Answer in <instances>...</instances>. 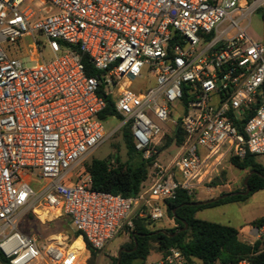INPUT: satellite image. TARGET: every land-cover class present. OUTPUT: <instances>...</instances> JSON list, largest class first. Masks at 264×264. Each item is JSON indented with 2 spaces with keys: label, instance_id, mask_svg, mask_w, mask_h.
<instances>
[{
  "label": "built area",
  "instance_id": "2783aa9c",
  "mask_svg": "<svg viewBox=\"0 0 264 264\" xmlns=\"http://www.w3.org/2000/svg\"><path fill=\"white\" fill-rule=\"evenodd\" d=\"M34 2L0 0V264H90L87 243L100 258L134 219L162 221L179 190L214 191L231 158L264 156V20L260 41L248 32L264 0H41L49 16ZM28 39L32 66L10 54ZM127 126L153 160L150 186L130 198L93 190L82 164ZM179 129L182 144L166 147ZM23 212L69 218L84 249L23 233ZM153 264L191 263L171 248Z\"/></svg>",
  "mask_w": 264,
  "mask_h": 264
},
{
  "label": "trees",
  "instance_id": "16d2710c",
  "mask_svg": "<svg viewBox=\"0 0 264 264\" xmlns=\"http://www.w3.org/2000/svg\"><path fill=\"white\" fill-rule=\"evenodd\" d=\"M88 68V57L84 58ZM108 106L101 115L103 120L114 115L111 101L107 99ZM124 144L127 148L129 159L118 167H112L111 160H90L85 164L92 180V188L98 192L121 195L126 198L136 197L142 191L145 182L149 178L150 167L153 160H143L134 148L129 126L122 131ZM184 140L182 131L179 129L174 138H168L166 147L172 142L181 145ZM135 158V159H133ZM230 163L237 169L256 171L248 180L250 192L248 195H230L242 193L240 191L224 193L228 196L214 202L200 206L193 205L200 202L184 190H179L174 200L165 204L166 216L175 223L174 228L165 230H152L153 222L144 219H134L133 227H127L130 233V242L123 249L112 264H145L151 255L153 245L165 257L169 249L178 248L186 256L191 264H239L248 261L250 264H264V236L262 239L248 244L239 239V230L230 225L216 222L199 220L196 218L198 211L217 207L230 202H238L250 195L264 191V165L259 163L257 157L249 154L240 160L231 158ZM217 177L211 185H219ZM247 186L244 184V192ZM219 195V196H221ZM218 196V197H219ZM67 225L71 224L69 218L64 217ZM254 226L258 229L264 227V217L258 220ZM186 227V228H185ZM74 239H78L79 232L73 233ZM89 263L92 264L97 258L98 252L87 243Z\"/></svg>",
  "mask_w": 264,
  "mask_h": 264
},
{
  "label": "rangeland",
  "instance_id": "374dc122",
  "mask_svg": "<svg viewBox=\"0 0 264 264\" xmlns=\"http://www.w3.org/2000/svg\"><path fill=\"white\" fill-rule=\"evenodd\" d=\"M34 6L42 12L43 16H49L57 12L56 7L52 4L43 5L41 0H35ZM264 20V9L256 12L252 16L251 26L249 28V35L256 41H260L262 36V23ZM37 39L43 43H46L44 37H37ZM33 43V40H25L24 42L12 46L10 54L12 56L19 57L28 66L35 65L30 61V55L28 53L29 45ZM43 55L46 61L53 59L54 55L52 51L46 47L43 51ZM118 121L113 118L106 120V128L109 133H112L114 129L118 127ZM179 152L178 148L172 146L168 151L164 152L160 156V162L167 164L174 156ZM111 160L112 167H118L129 159L127 148L124 144L122 133H116L110 136L101 146L95 149L89 158L82 164H85L90 160ZM135 159V158H133ZM259 163L264 165V156L257 157ZM86 168V167H85ZM249 175V170H240L235 168L230 161L226 162L224 169L220 174L219 187L215 191H211L214 198L224 193L231 192H244V181ZM150 180L145 182V187H149ZM34 186H43L44 182L36 180L33 183ZM218 186V185H217ZM217 186L211 185L216 188ZM207 192L204 188H201L194 194V198L198 199L202 195H206ZM197 219L216 222L224 225H230L240 230L239 239L244 242L243 236L251 235L252 227L254 224L264 217V191L254 193L246 199L238 202H230L217 207L206 208L200 210L197 215ZM175 223L166 216L162 221L153 223L152 230H165L174 228ZM19 229L25 234L33 235L39 242L44 243L48 240L55 239L61 234L74 238L73 233L76 228L70 224L67 225L65 218L53 219L42 223L39 221L32 212H23L21 220L19 222ZM247 239L255 242L257 239L246 237ZM130 242V233L125 228L104 250L101 257H97L92 264H112L113 260L118 257V253L123 249L124 245ZM160 253L156 249V245H153L151 255L148 257L145 264H153ZM197 264H202L197 262Z\"/></svg>",
  "mask_w": 264,
  "mask_h": 264
},
{
  "label": "water",
  "instance_id": "95a60500",
  "mask_svg": "<svg viewBox=\"0 0 264 264\" xmlns=\"http://www.w3.org/2000/svg\"><path fill=\"white\" fill-rule=\"evenodd\" d=\"M253 174H257V172H256V171H251V172L249 173V175L247 176V178H246L245 181H244V184H245L246 186L248 185V180H249V178H250L251 175H253ZM249 192H250V189H249V187L247 186L245 192H243V193H232V194H230V195H237V194L248 195ZM227 196H228L227 194H225V195H221V196H219V197H217V198H214V199H211V200L196 202V203H194L193 205H195V206H200V205H203V204H207V203H210V202L217 201V200H219V199H224V198H226ZM185 228H186V227H185ZM122 251H125V249H121V250L119 251V253H118V256H119V257H120V254H121Z\"/></svg>",
  "mask_w": 264,
  "mask_h": 264
},
{
  "label": "bare ground",
  "instance_id": "6f19581e",
  "mask_svg": "<svg viewBox=\"0 0 264 264\" xmlns=\"http://www.w3.org/2000/svg\"><path fill=\"white\" fill-rule=\"evenodd\" d=\"M41 218H44L45 220H49V218H45L44 214L40 211H38L37 213ZM74 248H76L79 252L82 251L83 249V243H82V240L81 239H78L75 241L74 243Z\"/></svg>",
  "mask_w": 264,
  "mask_h": 264
},
{
  "label": "crops",
  "instance_id": "0c3cea01",
  "mask_svg": "<svg viewBox=\"0 0 264 264\" xmlns=\"http://www.w3.org/2000/svg\"><path fill=\"white\" fill-rule=\"evenodd\" d=\"M215 191V190H214ZM207 192V194L206 195H202L201 197H199L197 200H200V201H207V200H211V199H214V196H212V194H211V192H208V191H206ZM217 198V197H216ZM199 212V211H198ZM197 212V213H198ZM197 215V214H196ZM197 218V217H196ZM236 228V227H235ZM253 228H256V227H252V231H251V233L253 232ZM237 230H239L238 228H236ZM239 232H240V230H239ZM80 239V238H79ZM78 240V239H77ZM76 241V240H75ZM83 243V242H82ZM83 249H84V244H83ZM82 249V250H83Z\"/></svg>",
  "mask_w": 264,
  "mask_h": 264
}]
</instances>
